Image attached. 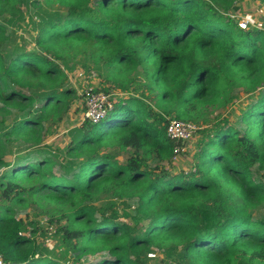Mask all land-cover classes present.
<instances>
[{
  "label": "trees",
  "instance_id": "1",
  "mask_svg": "<svg viewBox=\"0 0 264 264\" xmlns=\"http://www.w3.org/2000/svg\"><path fill=\"white\" fill-rule=\"evenodd\" d=\"M240 2L0 0L4 264H147L154 249L178 264H264V218L253 217L264 208V17L240 28L228 14ZM29 25L28 44L17 31ZM77 62L111 87L123 74L135 94L52 149L47 136L80 99ZM242 97L238 122L220 119ZM168 119L201 127L187 172L165 168ZM97 195L113 198L98 206Z\"/></svg>",
  "mask_w": 264,
  "mask_h": 264
},
{
  "label": "rangeland",
  "instance_id": "2",
  "mask_svg": "<svg viewBox=\"0 0 264 264\" xmlns=\"http://www.w3.org/2000/svg\"><path fill=\"white\" fill-rule=\"evenodd\" d=\"M243 0H241L242 2ZM239 3L240 5V10L238 12H229L228 14H236L239 13L242 17H245L250 21L252 26H260V18L262 17V10L260 4H254L255 0H248L245 4V1L242 3ZM258 2V1H257ZM259 3V2H258ZM27 5H29L27 7ZM238 5V3H237ZM263 8V7H262ZM22 11L25 12L26 15L29 13H33L35 11L34 6L31 4V1L26 4L23 8ZM30 25L28 26V29L26 26H22L21 29L17 31V34L22 35L26 43H28L29 40H32L34 37L35 33L33 31L29 30ZM29 44V43H28ZM27 44V45H28ZM77 69L70 75V84L72 88L76 91L77 95L79 96V90H80V82L82 81V78L85 75V71L83 70V67L77 62ZM124 78L123 74L117 75L114 77V82L113 86L111 87V84L108 83L105 80H102V86L103 88H110L111 91L109 92L110 94L113 95V98H115L116 101L122 100L127 97V94L134 93L135 90L132 86L131 89H123L121 85L123 84ZM144 93L148 96L147 102H150L151 104H154L151 99H152V94H150L148 91H144ZM131 95V94H130ZM245 97H242V99H239L235 101V103L226 111H220L218 114L220 116V119L226 118L229 120V123L231 124H236L238 122V117L239 115L244 111L246 105L248 104L249 101L244 100ZM81 100L79 99L73 106L70 111V113L67 115V117L64 119L62 124L59 126L58 129L54 130L51 135L47 136L46 139V144L47 146H50L52 149L56 148H63L67 143H68V138H67V131L75 126H78L82 122V117H83V112H84V107L80 102ZM247 103V104H246ZM246 104V105H245ZM75 110H78V112H75ZM10 119V117L8 118ZM113 119H116L115 117ZM215 122V120L213 121ZM199 139V135H197L187 144V150L178 157L177 161H173L170 165H165L166 169H170L172 172L179 173V172H187L192 169L193 167V156L196 151V144L197 140ZM115 153H117V150H115ZM117 155V160L122 162L125 159L124 153H120ZM254 174L255 177L259 179V172L257 169H254ZM264 183V181H263ZM111 198H113L110 195H97L96 198L93 201L94 205H103L109 201H111ZM129 205L131 206L132 209L135 208V201L132 199L129 201ZM43 207H49L48 205H43L42 207L39 206H33L26 208L25 210L21 209L18 213V217H24V215L28 212L32 215L31 210H35L39 212L40 214H43L44 209ZM26 211V212H25ZM253 217L255 218H264V208H259L253 213ZM35 222H40L42 224V227L47 228V219L48 217L45 215V217L37 216ZM119 222H123V220H119ZM50 228V227H49ZM53 228V227H51ZM56 239H50L45 241V245L48 247L52 248L55 244ZM147 264H163V261L160 259H155V260H150L147 262Z\"/></svg>",
  "mask_w": 264,
  "mask_h": 264
},
{
  "label": "built area",
  "instance_id": "3",
  "mask_svg": "<svg viewBox=\"0 0 264 264\" xmlns=\"http://www.w3.org/2000/svg\"><path fill=\"white\" fill-rule=\"evenodd\" d=\"M230 18L235 20L242 29L260 27L252 26L250 21L239 13L231 14ZM102 88V82L95 71L91 70L85 73L80 82L79 90L80 102L84 107L82 120H87L91 124H98L112 111L117 101L113 98L112 94L103 92ZM200 129L201 127L192 122L168 119L166 136L175 144L173 148V161L187 150V144L197 135ZM147 257L149 260L160 259L163 261V264H178L171 260H165L162 253L156 249L152 250ZM0 264H4L1 257Z\"/></svg>",
  "mask_w": 264,
  "mask_h": 264
},
{
  "label": "crops",
  "instance_id": "4",
  "mask_svg": "<svg viewBox=\"0 0 264 264\" xmlns=\"http://www.w3.org/2000/svg\"><path fill=\"white\" fill-rule=\"evenodd\" d=\"M243 1H245V4H246V2H247L248 0H243ZM243 1H242V2H243ZM252 1H253V0H252ZM242 2H241V3H242ZM253 3H254V4H256V3L259 4L257 1H255V2H253ZM257 4H256V5H257ZM240 9H241V8H240ZM261 10H262V17L260 18V22H261L262 18L264 17V9H263L262 7H261Z\"/></svg>",
  "mask_w": 264,
  "mask_h": 264
},
{
  "label": "water",
  "instance_id": "5",
  "mask_svg": "<svg viewBox=\"0 0 264 264\" xmlns=\"http://www.w3.org/2000/svg\"><path fill=\"white\" fill-rule=\"evenodd\" d=\"M187 146H188V145H187ZM178 157H180V156H177V158L175 159V162L177 161Z\"/></svg>",
  "mask_w": 264,
  "mask_h": 264
}]
</instances>
